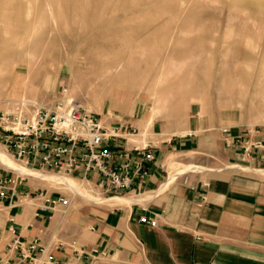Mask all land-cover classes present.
<instances>
[{
	"label": "rangeland",
	"instance_id": "374dc122",
	"mask_svg": "<svg viewBox=\"0 0 264 264\" xmlns=\"http://www.w3.org/2000/svg\"><path fill=\"white\" fill-rule=\"evenodd\" d=\"M0 59L3 112L19 106L17 92L51 104L67 90L72 102L103 120L132 124L134 139L146 117L156 115L147 144L168 139L191 121L231 133L264 132V0H0ZM12 73L19 77L16 88L4 83ZM188 157L186 163L169 157L170 180L207 170L196 162L201 153ZM211 162L212 169L264 174L234 160ZM29 181L68 197L69 207L56 213L57 229L66 236L79 222L110 210L61 186ZM80 181L103 197L115 196Z\"/></svg>",
	"mask_w": 264,
	"mask_h": 264
},
{
	"label": "crops",
	"instance_id": "0c3cea01",
	"mask_svg": "<svg viewBox=\"0 0 264 264\" xmlns=\"http://www.w3.org/2000/svg\"><path fill=\"white\" fill-rule=\"evenodd\" d=\"M104 122L133 127L129 122ZM247 130L240 128L233 134L230 129L207 127V121H191L185 130L153 143L156 161L150 166L148 180L142 189L136 186L123 194H136L140 203L89 217L76 225L71 236L57 229V212L38 207L37 195L42 189L19 178L7 189V198H0V257L25 264L21 250L9 248L16 235L25 252L28 244L41 240L63 264H264V174L207 166L212 159L220 165L234 160L264 170V150L243 157V141L252 137ZM125 138L127 142L119 140L112 147L132 149L134 143ZM252 139L264 140V132ZM226 140L235 141L228 146ZM193 152L201 153L196 162L207 170L174 175L172 183L162 189L171 182L166 170L169 157L186 163ZM17 177L0 164V179ZM152 192L159 193L148 197ZM141 218L155 224L143 223ZM72 241L88 256L78 258L70 247ZM93 249L99 254H92Z\"/></svg>",
	"mask_w": 264,
	"mask_h": 264
},
{
	"label": "built area",
	"instance_id": "2783aa9c",
	"mask_svg": "<svg viewBox=\"0 0 264 264\" xmlns=\"http://www.w3.org/2000/svg\"><path fill=\"white\" fill-rule=\"evenodd\" d=\"M136 133L135 128L125 124L107 125L98 115L70 101L67 90L51 104L27 100L13 111H0V145L15 162L33 170L84 180L99 188L105 196L128 194L136 186L142 189L151 174L150 166L156 161L152 144L134 145L130 150L112 147L119 140L127 142L125 137ZM247 133L252 137L243 141V157L251 156L255 150H264V140L252 139L263 132L247 130ZM235 140L239 142L241 138ZM234 141L226 140V143L230 146ZM17 176L15 180L0 179L1 199L7 198L10 185H15L19 178L23 180ZM37 198L40 210L53 214L70 205L67 196H54L45 190H41ZM140 221L155 224L145 218ZM59 246L64 245L59 243ZM70 247L78 258L88 256L77 241H72ZM9 248L10 251L21 250L25 264H63L49 253V247L43 246L41 240L28 244L25 252L24 243L15 235ZM91 253L99 254L96 249ZM0 264L14 263L8 256L0 257Z\"/></svg>",
	"mask_w": 264,
	"mask_h": 264
},
{
	"label": "bare ground",
	"instance_id": "6f19581e",
	"mask_svg": "<svg viewBox=\"0 0 264 264\" xmlns=\"http://www.w3.org/2000/svg\"><path fill=\"white\" fill-rule=\"evenodd\" d=\"M35 55V54H34ZM25 56V55H24ZM53 57V56H52ZM27 58V57H26ZM25 59V57H24ZM28 59V58H27ZM21 62V61H20ZM28 63V62H27ZM16 65V64H15ZM62 65V64H61ZM4 63H3V59L1 60L0 59V82H1V78H2V73L4 72ZM29 69H28V75L27 79H29V76L30 74L32 73V70H31V67L30 65L28 66ZM73 67V66H72ZM54 69V68H53ZM21 75V74H20ZM23 77V76H22ZM24 78V77H23ZM22 80V79H21ZM6 87H17L19 85V77L16 76V74L12 73L10 75V78L8 80H5L4 81ZM115 85V84H114ZM158 85V84H157ZM156 85V86H157ZM25 88V87H24ZM28 88V87H27ZM155 88V87H154ZM26 89V88H25ZM24 90V89H23ZM22 90V91H23ZM27 90V89H26ZM25 90V91H26ZM153 90V89H152ZM151 90V92H152ZM20 91V90H18ZM130 91V90H129ZM18 93V92H17ZM17 97L21 98V99H18V103L21 104L25 101H27V98L23 95H19L17 94ZM150 93V92H149ZM155 95V94H154ZM154 95L152 97H154ZM72 100V99H71ZM70 100V101H71ZM151 100V99H150ZM32 101V100H30ZM158 101V100H157ZM160 101L159 100L157 102V106H158V111H160ZM17 103V104H18ZM15 109V108H14ZM156 119V115L154 114H150L146 117L145 119V124L144 127H143V132H141L137 137L135 138H138L139 139H134L133 137H130V138H133V139H130V142L131 143H137L139 146H146L147 145V142H146V136L148 135L147 134V131L149 129V127H151L154 123V120ZM141 122V121H140ZM140 125V124H139ZM141 127V126H140ZM171 132V131H170ZM173 133V132H172ZM151 134V133H150ZM184 134V133H183ZM163 135V134H162ZM169 135V134H168ZM171 137V136H170ZM142 138V139H141ZM165 139V138H164ZM167 139V138H166ZM169 139V137H168ZM149 144V143H148ZM157 144V143H156ZM130 145V143H129ZM133 146V145H131ZM0 163L1 165H4L5 167L11 169V170H14L15 172L23 175L24 177H26L28 180L30 179L31 181H39V182H45V184H50V185H58V186H61L63 187V189H66V190H69L71 192V194L73 196H80L81 198L87 200V201H90V202H93L94 204L96 205H99V206H103V207H106V208H116V207H126V206H129L132 202H136L138 203L139 201L138 200H141V197H130V196H113V197H110V198H106V197H103L101 195V193L99 191H94V190H90L88 189L84 182L78 180V179H75V178H72V177H67V176H62V175H59V174H50L52 172H49L47 173V171H39V170H33V169H30V168H27L25 167L24 165H20L18 164L17 162H15L12 157H10L6 151L0 149ZM189 170V169H188ZM45 172V173H44ZM20 176V175H19ZM30 182V181H29ZM35 182V183H36ZM172 183V180L170 183L166 184L165 186L162 187V189H165L166 187H168V185H170ZM39 184V183H38ZM41 184V183H40ZM49 185V186H50ZM159 192H152L151 194L148 195V197L150 198H153L155 196L158 195ZM147 197V198H148ZM146 199V198H145ZM143 199V201L145 200ZM32 202V201H29V203ZM140 203V202H139Z\"/></svg>",
	"mask_w": 264,
	"mask_h": 264
}]
</instances>
